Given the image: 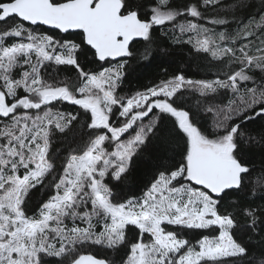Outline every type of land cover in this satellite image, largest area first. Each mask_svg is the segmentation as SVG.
Wrapping results in <instances>:
<instances>
[{
  "label": "snow or ice",
  "instance_id": "snow-or-ice-1",
  "mask_svg": "<svg viewBox=\"0 0 264 264\" xmlns=\"http://www.w3.org/2000/svg\"><path fill=\"white\" fill-rule=\"evenodd\" d=\"M0 264H264V0H0Z\"/></svg>",
  "mask_w": 264,
  "mask_h": 264
},
{
  "label": "trees",
  "instance_id": "trees-1",
  "mask_svg": "<svg viewBox=\"0 0 264 264\" xmlns=\"http://www.w3.org/2000/svg\"><path fill=\"white\" fill-rule=\"evenodd\" d=\"M190 57L186 50L180 51L177 50L174 56L169 60L168 63H165L161 66L159 63H154L142 69H139L136 73V76L133 78L131 87H139L142 84H148L150 81L158 78H162L165 69L168 70L169 73L174 71L177 67L187 68V63L190 61ZM201 63L200 61H196L192 63V71H197L196 64ZM94 252L100 257L110 256L114 257V254L110 251H105L103 249H93Z\"/></svg>",
  "mask_w": 264,
  "mask_h": 264
}]
</instances>
